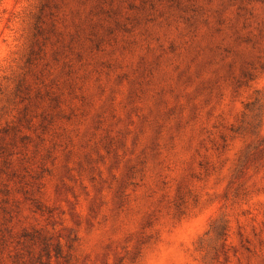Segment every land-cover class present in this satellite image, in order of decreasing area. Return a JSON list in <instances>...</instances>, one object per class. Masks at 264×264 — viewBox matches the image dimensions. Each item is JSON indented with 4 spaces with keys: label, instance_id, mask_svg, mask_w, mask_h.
Instances as JSON below:
<instances>
[{
    "label": "rangeland",
    "instance_id": "rangeland-1",
    "mask_svg": "<svg viewBox=\"0 0 264 264\" xmlns=\"http://www.w3.org/2000/svg\"><path fill=\"white\" fill-rule=\"evenodd\" d=\"M0 264H264V0H0Z\"/></svg>",
    "mask_w": 264,
    "mask_h": 264
}]
</instances>
